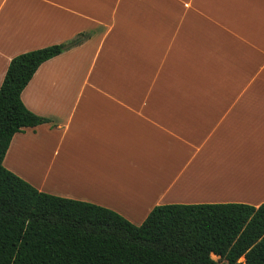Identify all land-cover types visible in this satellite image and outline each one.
I'll use <instances>...</instances> for the list:
<instances>
[{
    "label": "crops",
    "instance_id": "obj_1",
    "mask_svg": "<svg viewBox=\"0 0 264 264\" xmlns=\"http://www.w3.org/2000/svg\"><path fill=\"white\" fill-rule=\"evenodd\" d=\"M85 33L21 92L47 123L12 137L5 169L136 226L264 203V0H0V84L13 57Z\"/></svg>",
    "mask_w": 264,
    "mask_h": 264
},
{
    "label": "trees",
    "instance_id": "obj_2",
    "mask_svg": "<svg viewBox=\"0 0 264 264\" xmlns=\"http://www.w3.org/2000/svg\"><path fill=\"white\" fill-rule=\"evenodd\" d=\"M88 37L13 57L0 84V264H264V203L161 205L136 226L40 192L3 167L12 137L47 123L21 92L42 63Z\"/></svg>",
    "mask_w": 264,
    "mask_h": 264
},
{
    "label": "rangeland",
    "instance_id": "obj_3",
    "mask_svg": "<svg viewBox=\"0 0 264 264\" xmlns=\"http://www.w3.org/2000/svg\"><path fill=\"white\" fill-rule=\"evenodd\" d=\"M219 204H221V203H219ZM211 258L213 259V260H215V261H217L218 260V257H216V256H213V255H211ZM241 261H242V259H240Z\"/></svg>",
    "mask_w": 264,
    "mask_h": 264
},
{
    "label": "water",
    "instance_id": "obj_4",
    "mask_svg": "<svg viewBox=\"0 0 264 264\" xmlns=\"http://www.w3.org/2000/svg\"><path fill=\"white\" fill-rule=\"evenodd\" d=\"M214 256V255H213Z\"/></svg>",
    "mask_w": 264,
    "mask_h": 264
}]
</instances>
